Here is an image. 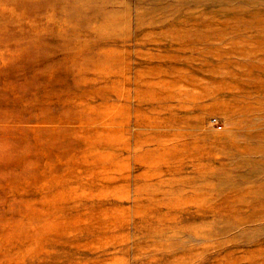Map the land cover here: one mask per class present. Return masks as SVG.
Here are the masks:
<instances>
[{"label":"rangeland","instance_id":"rangeland-1","mask_svg":"<svg viewBox=\"0 0 264 264\" xmlns=\"http://www.w3.org/2000/svg\"><path fill=\"white\" fill-rule=\"evenodd\" d=\"M260 18L0 0V264H264Z\"/></svg>","mask_w":264,"mask_h":264},{"label":"bare ground","instance_id":"bare-ground-1","mask_svg":"<svg viewBox=\"0 0 264 264\" xmlns=\"http://www.w3.org/2000/svg\"><path fill=\"white\" fill-rule=\"evenodd\" d=\"M255 13H258V11H256ZM255 16H258V14L256 15V14H254ZM263 19L264 18H260L259 19V21H257V22H263L262 24H263V26H264V21H263ZM258 86L259 87H261L262 85H261V83H260V81H259V83H258ZM263 90H264V87L262 86L261 87ZM255 135V134H254ZM264 136V135H263ZM251 137H254V136H252L251 135ZM254 138H258L257 137V135L254 137ZM211 141V140H210ZM238 140H237V138H234L233 140H232V143H233V145H234V151H233V154L235 153V154H240V153H243V154H246V155H248V156H252V155H256V154H263L264 155V146H262V147H256V148H254L252 145H249V144H236V142H237ZM173 144V143H172ZM196 144V143H195ZM198 144V143H197ZM200 144V143H199ZM189 147V146H188ZM182 148V147H181ZM211 148V147H210ZM183 149V148H182ZM191 149H193V148H191ZM175 150V149H174ZM178 150V149H177ZM187 150V149H186ZM177 152V151H176ZM179 152V151H178ZM169 153V152H168ZM175 153V152H174ZM173 153V154H174ZM241 201V200H240Z\"/></svg>","mask_w":264,"mask_h":264}]
</instances>
